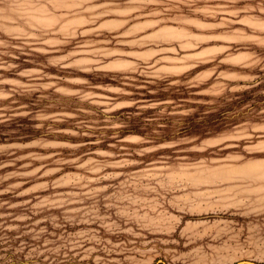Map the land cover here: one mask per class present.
<instances>
[{"label":"rangeland","instance_id":"rangeland-1","mask_svg":"<svg viewBox=\"0 0 264 264\" xmlns=\"http://www.w3.org/2000/svg\"><path fill=\"white\" fill-rule=\"evenodd\" d=\"M0 264H264V0H0Z\"/></svg>","mask_w":264,"mask_h":264}]
</instances>
